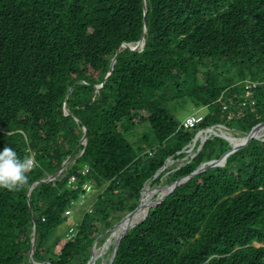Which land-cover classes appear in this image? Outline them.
<instances>
[{
    "label": "trees",
    "instance_id": "obj_1",
    "mask_svg": "<svg viewBox=\"0 0 264 264\" xmlns=\"http://www.w3.org/2000/svg\"><path fill=\"white\" fill-rule=\"evenodd\" d=\"M190 105L208 109L199 128L264 123V0H0V150L38 162L0 187V264H88L194 138ZM231 149L215 137L170 174L113 264H264V137L212 164Z\"/></svg>",
    "mask_w": 264,
    "mask_h": 264
},
{
    "label": "clouds",
    "instance_id": "obj_2",
    "mask_svg": "<svg viewBox=\"0 0 264 264\" xmlns=\"http://www.w3.org/2000/svg\"><path fill=\"white\" fill-rule=\"evenodd\" d=\"M145 29H144V33H145ZM144 36V35H143ZM145 37V36H144ZM142 39V38H141ZM141 41V40H140ZM139 41V42H140ZM146 41V39H145ZM125 43L122 45L123 48H128L130 49L129 47H125L124 45H129L131 48H136V50H133V51H138L139 49L138 48H141L139 51H143L144 47L142 48L141 46L138 45V43ZM135 45V46H134ZM132 50V49H130ZM248 92H251V89H248L246 87V93L244 94V96H251L248 95ZM242 96V97H244ZM225 107H227V109L225 110ZM229 108V105L228 104H224V107H223V110L224 111H227ZM66 113V112H65ZM190 117H196V118H202L201 122L198 123L195 127L193 128H186L185 127V123L187 122V120L190 118ZM188 118H186L184 121L181 122V128L185 129L186 131H192V130H195L197 129V132L194 136V138L192 139V141L187 145L186 148H184L181 152H178L176 154L177 158H169L167 160V163L166 165L161 169L159 170V172L154 176V179H157L159 176L164 175V177L172 174L173 172H176L178 170H180L183 166H185L187 163H189L193 158H195L200 152L201 150L203 149L204 145L206 144V142L208 140H211L209 139L210 137L214 136V133H217L220 129H228V130H231L230 127H227L225 125H214V126H211V127H208V128H199L200 124L203 122L204 118L206 117H200L198 115H192ZM261 124H264V123H261ZM259 124V125H261ZM258 125V126H259ZM217 127V128H216ZM264 128V127H263ZM262 129V128H261ZM260 130V129H259ZM258 130V131H259ZM258 131H257V135H258ZM209 132V133H207ZM203 135V137L200 139V136ZM250 135V134H249ZM247 135V137L249 136ZM215 136H218V135H215ZM245 137V138H247ZM261 137V136H260ZM260 137H257V139H261ZM264 137V136H263ZM244 138V139H245ZM242 139V141L244 140ZM84 144V143H83ZM234 146H232V149H233ZM188 152H191L189 155L187 154ZM195 152V154H193ZM229 152V151H228ZM184 154L183 157H181V155ZM187 156H190L188 158V161L183 165V166H180L178 168H176V170H172L170 168H168V165L169 163H173V161H176L178 159H185ZM227 162V161H226ZM226 162H222L219 164V166H224L226 164ZM37 161L34 159V156H29V155H25L24 157H21L19 155V153L17 152V150L11 146H5L2 150H0V187L2 188H6L10 191L12 190H19L21 187L25 186L28 181H29V176H28V173L34 168L37 166ZM65 170H66V166H65ZM61 175V172L59 173ZM59 175V176H60ZM54 177V179H53ZM49 178H51V180H49ZM47 180L45 181H52V180H55V176H51L49 177ZM153 180L151 181H148L144 188L142 189V191L146 188V186H150V187H153ZM167 180V179H166ZM166 180H162V183L158 185L157 190L158 191V194L156 195V197L154 198V203L150 206L149 208V212L152 208V206L156 205V204H161L162 202L165 201V199L167 198L168 196V193H166V189L165 187L166 186H170V185H166L165 181ZM91 185V183H88ZM92 185H91V191L88 192V193H91L92 192ZM98 191H96L95 193L97 194ZM94 193V191H93ZM142 192H141V198L139 200V204H141V199H142ZM138 204V206H139ZM137 206V208H138ZM136 208V209H137ZM70 209V208H69ZM87 209H91V208H87ZM135 209V210H136ZM134 210V211H135ZM133 211V212H134ZM131 212V213H133ZM149 212H148V215H149ZM131 213H128L124 216V218L117 222L111 229H109L108 231H106L104 234H102V238L107 234L109 233L110 235L106 238L105 242L103 243V247L105 246V244L107 243V241L109 240V238L111 237V235L113 234V232L115 231L116 227L119 226V225H122L128 218H130V215ZM73 215H76L75 214V210L73 212ZM147 214L144 215V217L141 219L140 222H138L136 225L134 226H131L126 232L128 233L130 230H132L134 227L138 226L139 224H141L142 222H144L146 220V218L148 217V215L146 216ZM145 218V219H144ZM144 219V220H143ZM143 220V221H142ZM126 236V235H125ZM124 236V237H125ZM123 237V238H124ZM69 240V239H67ZM98 241V240H97ZM122 241V240H121ZM97 243V242H96ZM96 243L93 247V254L92 256L93 257V262L92 264H97V262L99 260H101L102 258H99L96 262L95 260L97 259L95 257V251L96 249ZM121 244V243H120ZM102 245V244H101ZM100 245V246H101ZM256 246H260L259 244H256ZM120 247V246H119ZM114 248H115V245L114 247L111 248V251H112V254L111 256L109 257V261L108 262H105L104 260L103 261H100L99 264H110V260H111V257L113 255V251H114ZM102 248H99L98 250H101ZM119 250V249H118ZM31 255V254H30ZM117 256V255H116ZM92 258V257H91ZM116 258V257H115ZM31 260H33V256L31 257ZM91 260V259H90ZM115 261V260H114ZM114 263V262H113Z\"/></svg>",
    "mask_w": 264,
    "mask_h": 264
},
{
    "label": "rangeland",
    "instance_id": "obj_3",
    "mask_svg": "<svg viewBox=\"0 0 264 264\" xmlns=\"http://www.w3.org/2000/svg\"><path fill=\"white\" fill-rule=\"evenodd\" d=\"M138 49L140 50L141 48H138ZM99 87H101V86H99ZM65 112H66L67 115L69 114V111H68L67 108H65ZM207 114H208V109L206 107H195L194 105H190L188 109H185L184 111H181V113H179V121H184L186 118H188V117H190L192 115H198L200 117H205V116H207ZM215 135H218V136H215ZM263 136H261L260 138L262 139ZM215 137H219V138H222V139L228 141L229 144H230V146L232 147V146H237V145L241 144L242 143L241 142L242 139H244L247 136L246 135H240L237 131H234L233 129H231V130H228V129H220L217 133H214V136L210 137L209 139H214ZM257 137H259V135H257ZM190 153L191 152H188L187 154L189 155ZM193 154H195V152ZM189 157L190 156H187L185 159H178L176 161H173V163H169L168 168H170L172 170H176V168H178L180 166H183L188 161V158ZM70 159L71 158L69 157V160ZM69 160L64 163L65 166H66V168L67 167L69 168V165L71 163H73V161H69ZM59 175H57L55 178L59 177ZM168 176L163 177L162 180L163 179L166 180ZM53 179H54V177H53ZM49 180H51V178H49ZM91 185H92V188H93V184H91ZM157 187H158L157 185H154L153 187L150 188V191H149L150 193L149 194L151 196L154 197L157 194L158 191L155 190V189H157ZM93 191H94V193H93ZM95 192L96 191L94 189H92L91 194L93 193L92 194L93 195L92 196L93 198H94V196L97 197L99 195V193H100L99 191L97 192V194ZM101 238H102V235L98 238V241L96 243V245H97L96 248H98V249L103 247V244L102 245L100 244ZM113 240L114 239H112V241L101 252H99V256L97 257L96 261L99 258H102V259L99 260L97 262V264H99L100 261H103V260L105 262H108L109 261V257L111 256L112 251L110 250L109 253H107V251L109 250V248H110L111 243L113 242Z\"/></svg>",
    "mask_w": 264,
    "mask_h": 264
},
{
    "label": "water",
    "instance_id": "obj_4",
    "mask_svg": "<svg viewBox=\"0 0 264 264\" xmlns=\"http://www.w3.org/2000/svg\"><path fill=\"white\" fill-rule=\"evenodd\" d=\"M145 31H146V29H145ZM138 45L139 46H141L142 48L145 46V37L144 36H142V39H141V41L138 43ZM125 47H129L130 49H132V50H136V48L137 47H135V48H131L129 45H124ZM115 62H116V59L114 58V60H113V62H112V66H111V71L113 70V68H114V64H115ZM102 87V86H101ZM98 88H100V87H98ZM264 127V124H261V125H259V126H257L255 129H254V131L247 137V138H245L243 141H242V143L241 144H239V145H237V146H234L233 147V149H231L229 152H227L226 154H225V156L223 157V159L222 160H220V161H216V162H212V164H214V165H219L220 163H222V162H226L227 161V158H228V156L229 155H231L232 153H234L235 151H237V150H239L241 147H243V146H245V145H247L251 140H253V139H257V131L259 130V129H261V128H263ZM84 131H85V135H84V138H83V140H82V143H84V145L86 146L87 145V134H86V129H84ZM65 169V164L63 165V169L62 170H64ZM61 170V171H62ZM60 173V172H59ZM59 173H57L56 175H55V177L57 176V175H59ZM44 182V181H43ZM37 184H35V185H33L31 188H30V190L28 191V197L30 198V196H31V193H32V190L35 188V186H36ZM177 184H174L173 186H176ZM170 188H171V186H166L165 187V189H166V193H168L169 192V190H170ZM144 191V190H143ZM143 191H142V196H143ZM141 203V202H140ZM140 207H141V204H139V206H138V208L133 212V213H131V215H130V217H132L137 211H139L140 210ZM149 208L150 207H148L147 208V210H146V214L148 215V212H149ZM146 215V216H147ZM145 219V218H144ZM143 219V220H144ZM142 220V221H143ZM130 227H131V225H129ZM127 234V232H125V233H123L117 240H116V242H115V248H114V251H113V255H112V257H111V260H110V264H113V262H114V260H115V257H116V255H117V253H118V249H119V246H120V243H121V240L123 239V237L125 236ZM36 242H37V234H36V228L34 227V231H33V240H32V243H33V249H32V251H31V257L33 256V253H34V251H35V246H36ZM93 257L94 256H92V258H91V260L88 262V264H92V262H93Z\"/></svg>",
    "mask_w": 264,
    "mask_h": 264
},
{
    "label": "bare ground",
    "instance_id": "obj_5",
    "mask_svg": "<svg viewBox=\"0 0 264 264\" xmlns=\"http://www.w3.org/2000/svg\"><path fill=\"white\" fill-rule=\"evenodd\" d=\"M258 135H259V137L260 136H263L264 135V128H262V129H260L259 131H258ZM200 139H201V137H200ZM237 142V141H236ZM239 142V141H238ZM242 142V141H241ZM150 186L148 185V186H146V188L144 189V191H143V197H142V200H141V207H140V210H139V212L136 214L135 213V215H133V217L132 218H128L122 225H119V226H117L116 227V229H115V231L113 232V234L111 235V237L109 238V240L107 241V243L105 244V246L104 247H102V249H104L111 241H112V239H114L113 240V242L111 243V246H110V248H109V250L107 251V253H109L110 252V250H111V248L112 247H114V245H115V242H116V240L123 234V233H125L129 228H130V226L129 225H131V226H134V225H136L138 222H140L141 221V219L144 217V215L146 214V210H147V208L148 207H150L154 202H153V196L151 197L150 195L149 196H147V200H145L144 201V197H145V194H144V192L145 191H150ZM145 199H146V197H145ZM117 238V239H116ZM101 249V250H102ZM101 250H98V249H96V251H95V257L97 258L98 256H99V252L101 251ZM96 261V260H95Z\"/></svg>",
    "mask_w": 264,
    "mask_h": 264
},
{
    "label": "built area",
    "instance_id": "obj_6",
    "mask_svg": "<svg viewBox=\"0 0 264 264\" xmlns=\"http://www.w3.org/2000/svg\"><path fill=\"white\" fill-rule=\"evenodd\" d=\"M248 89H251L249 86L247 87ZM251 94V92H248V95H250ZM243 105H245L244 103H243ZM227 109V107H225V110ZM201 120H202V118H196V117H190L188 120H187V122L185 123V127L186 128H193V127H195L198 123H200L201 122ZM217 128V127H216ZM207 133H209V132H207ZM201 138L203 137V135H201L200 136ZM88 171V169L86 168L85 169V171L83 172V173H85V172H87ZM76 179L75 178H71V182H74ZM83 189L88 193V192H90L91 191V185L90 184H85L84 186H83ZM73 212H74V210L73 209H68L67 211H66V216H70V215H72L73 214ZM71 237H69V239H70Z\"/></svg>",
    "mask_w": 264,
    "mask_h": 264
}]
</instances>
